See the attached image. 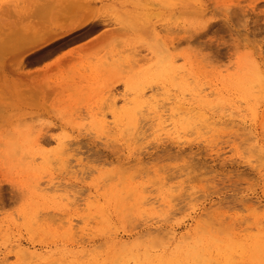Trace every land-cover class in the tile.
<instances>
[{
    "label": "rangeland",
    "instance_id": "1",
    "mask_svg": "<svg viewBox=\"0 0 264 264\" xmlns=\"http://www.w3.org/2000/svg\"><path fill=\"white\" fill-rule=\"evenodd\" d=\"M123 262L264 264V0H0V264Z\"/></svg>",
    "mask_w": 264,
    "mask_h": 264
},
{
    "label": "bare ground",
    "instance_id": "2",
    "mask_svg": "<svg viewBox=\"0 0 264 264\" xmlns=\"http://www.w3.org/2000/svg\"><path fill=\"white\" fill-rule=\"evenodd\" d=\"M87 18H89V17H86L85 19H87ZM82 19H84V18H82ZM93 22V21H92ZM87 23V21H82V20H80V22H77V23H75V24H73L70 28H67L66 30H75V29H78V28H80V27H82V26H84L85 24ZM89 24H91V23H89ZM67 33V32H66ZM65 33V34H66ZM60 34H63V33H60ZM45 57V56H44ZM22 251V250H21ZM20 251V252H21ZM22 252H24V251H22ZM26 254V253H25ZM130 257V256H129ZM125 259H127V258H125ZM114 262V261H113ZM132 262H133V260H132ZM124 264H125V262H123ZM127 263V262H126ZM130 263V262H129Z\"/></svg>",
    "mask_w": 264,
    "mask_h": 264
}]
</instances>
